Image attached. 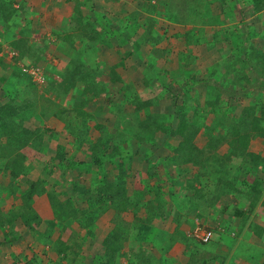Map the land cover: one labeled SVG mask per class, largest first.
I'll use <instances>...</instances> for the list:
<instances>
[{"label": "trees", "instance_id": "obj_1", "mask_svg": "<svg viewBox=\"0 0 264 264\" xmlns=\"http://www.w3.org/2000/svg\"><path fill=\"white\" fill-rule=\"evenodd\" d=\"M246 2H252L255 6L254 9L258 13L264 10V0H216L212 3L210 0H160V3L163 4L162 8L168 14L166 16L173 15V19L177 22H187L190 18L196 21L198 19V22H201L204 15L211 8L218 7L221 17L225 18L227 12L234 10V8L243 7ZM230 4L233 6H230ZM73 6L71 17L74 25H72V28L73 26L85 30L86 28H91L92 32L82 31L84 36H79V38L82 37V43L78 47L76 45L77 38L74 34L63 36V39L70 45H75L74 47L77 52L68 59L63 72L59 75L60 80L54 83L55 78L47 77V83L52 82L55 91L54 97H47L43 94L44 96L41 95L40 99H38L37 87L40 84L28 72H25L22 68H17L11 72L13 74L12 79L19 88L28 93V98L30 99L27 98L26 102L18 103L9 100L0 104V177L1 175H5L7 171H9L8 173L11 176V182L7 186L0 188V197L4 196L0 200L1 204L5 203L6 199L12 198V194L16 192L18 185L16 187V182L13 181L20 175L26 176L29 174L32 166L24 163L27 159L21 152V149L30 141L33 142V135L35 136L34 144L38 146L42 145L44 141L43 131L46 128L44 127L45 121L52 117L54 121L63 124V130L66 132L64 137L60 138L53 130L49 131L50 137L56 140L57 143L53 146L50 158L42 168V171L46 174H39L36 178L27 176L24 182L25 188L20 196L21 202L14 206L15 210H11L9 216H4L2 213L4 217L0 216V228L4 227V225L11 226L19 214L26 221L38 218V214L33 212V205L29 204V201L34 197H36L35 202L37 201L39 207L43 206L44 202L48 200L54 217L57 216L59 220L62 218V215L58 211V206L62 204L59 198L64 195L67 201L70 198L69 190L73 192L81 190L82 193L79 194V199L85 202V207L77 208L76 213L70 214L69 217L61 221L65 226L71 228L72 231L85 229L86 233L91 236L93 228L96 227L95 221L106 211L114 210L113 215L115 219L109 225L100 243L102 254L98 264H119L124 258L129 260V264H174L163 254L164 247L156 244V241L151 237L156 231L153 219L157 218L160 224L161 222L165 224L168 218V213L162 212L163 210H167V197L172 189H169L167 192L162 189L161 184L163 181L160 183L162 175L160 169H163L162 166L156 162V164L153 163L152 165L155 169L153 167L147 173L146 178L143 180L142 188H135L134 190H131L126 180L119 179L120 177L109 179V177L105 175L100 176L99 174L103 166V155L96 147H99L100 142L92 145L91 141L88 140V136H86V126L88 118L92 116L90 107L96 106V110H99L101 115H104V108L99 101L97 104L91 101L93 95L90 98L89 93L96 89L94 95L99 97V99L101 95L105 98L107 89L103 86H92V80L100 70L98 69L99 60L96 56L91 55V53L93 46L103 45L106 36H109L110 28L104 26L102 30L104 32L96 31L93 22L90 21L91 15L88 13L83 14V8L80 5ZM24 8L25 4L23 0H0V21L8 22V19L17 11H25ZM173 9H175L174 12ZM13 23L6 24L7 29H13V27L18 26L20 29L17 30L19 36L10 41V45L18 50V56L13 57V59H22L25 56L32 57V61L25 63L23 67H43V63L42 66L37 62V51L32 50L34 45L29 43L28 39L24 40L23 38L25 34L30 32L31 24H16L15 20H13ZM247 25H243L244 32H246L245 28ZM149 29L151 28L149 27ZM194 32L195 30L192 29L191 34L186 37L188 45L193 40L200 43L203 42L207 46L210 45L211 40L206 41L201 39L199 41L200 35L198 32L197 34ZM145 33L151 34L146 41H156L152 30H147ZM231 33L230 36L233 39L236 36V31L231 30ZM234 41H231V43H234ZM232 45L233 48L231 50L240 61L235 68L238 71L234 74L238 79L236 85L244 86L245 88V83L251 81L248 77H252V75L249 74V76L244 71L248 63L243 59L241 60L242 48L235 46V44ZM31 51L32 53H30ZM179 53L185 59H188L187 62L189 58L191 61H196L197 56L192 55L189 51L184 52L181 50ZM35 57L37 58L34 59ZM42 57L38 59L40 60ZM253 57L258 70L261 72L264 69V50L260 49L259 52H255ZM2 61L3 58L1 57L0 62L3 65ZM210 61L211 63L205 69V78L203 76L199 77L200 73L196 71L194 73L178 75L175 78L170 77L168 80H165L168 82L165 89L168 92L169 111H157V114H153L154 116H160V120L162 119V121L160 123L151 122L154 125L149 128L147 133L149 137H155L162 131L163 136L166 137L168 147L174 152L171 158L179 155L183 161L189 160L199 163L197 164L198 178L206 176L210 179L211 183L218 182L215 184L214 189L219 188L221 185L225 186L227 195L233 193L232 203L234 206L237 203L248 201L249 212H252L257 201L261 200L264 204V156L249 150L248 147L251 136H264V104H257V107L251 103V105L243 108L240 116L229 115L226 110L218 107L220 103H218V98L214 92L215 87L213 88L212 86L216 85L219 79H227L229 76L225 64L223 72H220V66H214L215 60L213 57L210 58ZM9 65L11 64L8 63L7 66ZM46 65L47 68L45 67V69L47 71L57 73L58 66L50 63ZM110 71L112 73L111 80L121 81V77L115 72L114 66L110 67ZM208 74L209 76L206 77ZM168 75L166 72L161 73L160 82L164 83V79ZM206 78H209V80ZM205 83H207L205 92L199 94L201 84ZM76 90H81L82 94H70L71 91ZM64 95H70L67 103L66 101H59V97ZM60 99L63 100L62 98ZM135 100L138 99L133 97L132 102ZM104 103H107L105 99ZM151 106L152 102L150 100L139 101L137 103L138 112L142 113V115L149 114V108L153 110ZM207 115L210 118V120L208 119L210 124L207 129L205 127V135L209 136L210 130L215 127L224 131V135L228 138H224L222 134L216 137L210 135L207 144H205V149L208 152L199 160L200 154L198 152L201 148L196 144L195 139L200 132L199 123H204L203 121ZM31 118H35V121H39V118H42L44 126L37 125L34 129L28 130L27 126L22 125L21 122ZM164 119L172 122L163 124ZM144 137V139H148L147 136ZM222 141L226 142L227 147L225 151L220 152V150H217L218 148L215 146V143H221ZM68 146L73 148V151L81 150L84 161L87 157H91L99 169L92 171L85 162H77L75 158L69 159V153L66 151L68 150ZM188 150L190 153H188ZM232 154L240 158L239 165H235V162L230 159ZM62 160H67V162L60 164ZM162 161H165V158ZM221 164L223 165L221 166ZM52 168L61 169L62 175H66L67 173L71 175L75 174L76 179L71 184L65 182L68 186H63L58 180L57 182L54 180L51 182V188L48 189L49 182H47V175H51ZM169 172V170H164V176L169 177ZM85 176H91V180L87 182V187H85ZM53 183L59 184L58 189L53 190V185H55ZM214 191L217 192V190ZM131 193L138 199L136 203L146 207L147 215L145 216L146 218L144 217L145 219L136 217L132 221H126L121 216L122 214L120 213L129 208L127 197ZM219 197L221 196L213 195L207 206H212L214 202H221L223 206L230 205L227 203V196H222L223 198ZM25 209L29 211L26 212ZM48 223L52 225L57 224L52 219ZM12 234L5 233L7 237L5 240L6 244H11L18 238L17 236L15 238L14 234ZM0 243L2 245V242ZM149 243L150 246L148 245ZM57 246L58 248L61 247V250L64 252L62 258H67L70 253L73 256L77 254V251H74L73 247L68 243L60 242ZM125 246H127L126 249Z\"/></svg>", "mask_w": 264, "mask_h": 264}, {"label": "rangeland", "instance_id": "obj_2", "mask_svg": "<svg viewBox=\"0 0 264 264\" xmlns=\"http://www.w3.org/2000/svg\"><path fill=\"white\" fill-rule=\"evenodd\" d=\"M69 2H71L70 5H80L82 8H84L85 6L89 7V3L85 2V0H70ZM91 5L92 4H90V6ZM30 6H33V4H30L29 7ZM230 6L233 5L230 4ZM254 7L255 6L252 2H246L243 7L234 8V13L229 15L227 20L225 18V20L220 23V28L217 29V32L220 33V38H214V40L211 41L209 46L203 44V42H198L196 44V47L194 48V52H196L195 55L200 58L199 63L197 64L199 66L197 68L200 73L199 77L203 76V78H205V69L210 63L211 57H213V59L215 60L214 66H220V72H223L222 70H224V64L225 66H227V72L229 77L227 79L222 78L223 80L219 79V82L212 87H215L214 92L216 94V97L218 98V103H220V106L218 107H221L226 110L229 115L232 114L234 116H240L243 108L251 105V103H253L255 106L260 103L264 104V69L261 70V72L258 70V66L253 57L255 52H259L260 49L264 50V10L258 13L254 9ZM29 12L31 11H17L8 19V22L0 21V58H3V65L0 62V90L3 93H8L5 94L6 96L4 98V102H7L9 100L15 103L23 101L26 102L27 98L29 97L28 93L26 91H23L22 88H16L12 92L11 90H6L5 87H3V83L7 81L6 79L8 78L6 75L9 69L7 64L10 63V67L12 69H17L21 68V66L25 63H30L32 61V57L25 56L28 54H25V58L22 59H13V57L9 54L10 51L12 54L13 50L15 51V53H18V50H16L10 45V41L19 36V34H17L19 26L13 27V29H7L6 24H14L13 20L16 21V24H31L30 32L28 34H25V37L23 38L24 40L28 39L29 43H32L34 45L32 50L37 51L38 58L43 56L40 60L37 57H35L34 59L37 58V62H39V64L41 65L43 63L46 68L47 63L53 64L54 61L56 62V64H54L55 66H59L60 68L64 67L65 65L62 64L61 61H59L60 58H65L63 54H69V51L75 50V45H69L68 43H66L67 41L64 42L63 36H66L67 34H74L75 37L79 40L82 38H79L80 35H83L82 31L92 32L91 28H86L85 30L75 26H73L72 28V26L70 25L67 31L63 32L61 30H49V28L46 29L44 26H42V30H38V27H34V23H32V20L28 19L27 14ZM90 15L92 16L93 14L90 13ZM48 17L49 16L47 15V18ZM45 21L48 22L46 18ZM246 24L248 25L245 28L246 32H244L243 25ZM40 25L42 24H39V26ZM231 30L236 31V36L233 39L230 36V34H232ZM108 34H110L109 37H112L114 32L109 31ZM185 40L186 37L183 40H180L179 42L188 46V42H186ZM233 40H235L234 43H231V41ZM172 42L177 43L176 40ZM232 44H235V46L242 48L241 60L243 59L248 63L244 71L247 72L248 75H252V77L249 75L250 77L248 78H250L251 81L249 83H245V88L244 86L236 85L238 79L234 74L238 72L235 68L240 61L231 50L233 48ZM66 45L69 48H67ZM184 48L187 49V47ZM30 53H32V51ZM60 72L57 71L56 74L51 73L50 77L52 76V78H55V80L53 79L54 83L60 80L58 77L60 75ZM107 74V72L103 73V75ZM208 76L209 74L206 77ZM97 77L101 80L98 75L94 77V80H97ZM206 79L209 80V78ZM5 84L8 86V83ZM206 84L207 83L201 84L199 94H203L202 92H205ZM209 85L211 84L209 83ZM37 89L38 94H36L38 99H40L39 97H41V95H45L47 97H54L55 95L52 82L45 83L43 86L37 87ZM117 91L120 92V90ZM72 93L81 95L82 91H71L70 94ZM95 93L96 89H94V91H91V93H89V96L91 98L93 95L91 101L96 102L97 104V102L99 101V97L95 96ZM69 96L70 95H64L62 97H59V101L65 102L66 100H68ZM60 98H62L63 100H61ZM138 102V100H135L132 102L133 104H130L124 110L120 109L117 112L118 114L112 117L111 119L105 117L104 115H101L100 111L96 110V106L90 107V113L94 117L100 116V120L98 123L95 122V126L89 125V120H91V118L89 117L86 126V136H88V140L91 141L92 145L96 142H100L99 147L101 148H99L98 146L96 147V149L103 155V166L101 168V171L99 172L100 176L105 175L109 177V179L120 177L119 179L126 180L131 190H134L135 188L137 189L138 187H142V185L139 184L140 181L137 177L133 176L135 178L134 181V178L131 177L132 175H129V172L135 169V167H133L131 164L134 161H142L141 164L143 165V177L141 178H143L144 180L147 176V173L154 167L152 166V163L160 162V165L163 168H159L162 174L160 177V183H162L163 181V183L161 184L162 189L163 187L167 188L168 186H171L173 191L175 187L176 190H178V193L176 192V196H174V194L168 195L166 205L171 206L172 202L174 203L178 201L182 207H185L187 205L186 203L188 202L184 200V198H186L184 197L186 194L185 192H187V190L184 188V185H178V183L175 184L174 182V184L170 183L167 185L165 181H168L166 179L168 177L164 176V173H162V171L164 170H175L176 173L177 171H179L181 177L180 182L185 183L187 179V183L191 188H193L192 185L196 183L200 185H202V183H205L206 186L211 185V190L210 188L208 189V193L210 195L208 198H212L213 195L221 196L219 198L230 196L231 194L227 195L226 187L223 185H221L219 188L214 189L215 184H217L218 182L211 183L210 179H208L206 176L199 177L198 180L195 181L196 183H193V181L195 180L194 178H191L189 180L188 172L190 171L197 173V164L199 163H194V161L191 162L189 160L183 161L179 155H175L176 157L171 158L174 152H172V149L168 147L166 137L163 136L162 131L161 134L158 133L155 137L147 136L148 139L143 138V133H146L149 128L154 125L151 122L160 123L162 119L160 120V116H154L153 114H157V112L153 111L151 108H149L150 113L147 115H142V113H139L137 109ZM253 109L255 108L253 107ZM208 119L210 120L207 115L203 121L204 123H199L200 132L198 134H200L201 136H199L198 138L196 137L195 139V142L199 143V145H202L200 147L201 150L198 152L200 154L199 160H201V157H204L208 152L207 149H205V144H207L208 137H210V135L216 137L219 136V134H222L224 138H228L224 135V131H221V129L219 130L215 127L214 129L212 128L210 130L209 136L205 135V127L207 129L210 124ZM26 121H22L21 123L22 125L27 126L28 130L34 129L35 127H37V125L44 126L43 124H41L44 121L42 118H39V121H32L30 119ZM46 122H48V120H46ZM55 122L58 123L57 121ZM168 122L172 121L164 119L163 124H166ZM50 130H53L55 133H57L60 138H63L66 134V132L63 130V124L59 127H56L55 125L54 127L46 126L45 130L43 131L44 141L41 146L34 144L35 136L33 135V142L30 141L27 145H25V147L21 149V152L26 156L27 159V161L24 163L26 165H31L32 168L30 169L28 175H20L13 181L16 182L15 186L17 187L18 185V187L16 188V192L12 194V198H10V201L9 199H6L5 203H0V216H3L2 213L4 214V216H9L10 211L14 209V206L21 202L20 196L25 188L24 182L26 181L27 176H31V178H36L39 174H46L44 171H42V168L50 158V155L52 153V147L55 146L57 143L56 140L50 137ZM215 146H217V150H220L221 152L223 151V149L225 150L227 144L225 141H222L221 143H215ZM248 149H251V151L255 153L264 155V136H251ZM188 153H190L189 150ZM160 155H162V157H160ZM109 156L110 158H108ZM70 157L75 158L77 162H85L87 166L91 168L92 171L99 169V167L93 162V159L91 157H87L84 161V157L81 153V150H74L73 154H70ZM163 158H165V161H162ZM158 159H160V161H158ZM168 164H171L172 166H166ZM176 165L179 167L180 170L176 168ZM222 165L223 164H221V166ZM8 172L9 171H7L5 175H1L0 188H2L3 186H7L11 182V176ZM47 177V182H49L47 186L48 189L51 188V182L54 180H56V182L58 180L63 186H66L67 184L65 182L71 184L76 179L75 174L71 175L70 173H67L66 175H62L61 169L58 168H52L51 175H47ZM84 180L85 187H87V182L91 180V176H85ZM22 181H24L23 184ZM58 187L59 184L56 183L55 185H53V190L58 189ZM200 188L203 189L204 186H201ZM206 190L207 189L205 187V191ZM214 190H217V192ZM69 192L70 198L67 201L65 200L66 197L64 195L59 198L60 201H62V204L58 206V211L62 215V218H60L59 220L57 219V216L54 217V214L50 209V204L48 203V200L44 202L43 206L41 205V207H39L37 201L35 202L36 197H34L29 201V204L33 205V212L38 214V218H33L31 221H26L25 218L21 214H19V216H17L18 218H16V220L12 223L11 226L4 225V227L0 228V242H2L3 247L4 245H7L5 242V240L7 239L5 233H8L9 235L10 233H13L14 235H12L14 237H18H15L16 240L13 241L10 245H7L6 249L4 248L5 250H0V264H98V261L101 260L100 257L102 254V249H100V243L102 242V238L108 230L109 225L115 219L113 215L114 210H108L106 215L103 214L100 218L95 221L96 227L93 228V234L91 236L90 234L88 235L86 233L85 229H81L79 231L74 232L71 230V228L65 226V224L61 221L66 217H69L70 214L76 213L77 208L85 207V202L79 199V194L82 193L81 190H78L77 192L69 190ZM2 197L4 196H1L0 200ZM127 200L129 203V208L126 211H122L120 213L122 214L121 216L124 218V220L132 221L136 219V217L145 219V216L147 215L146 207L136 203L138 202L136 196L131 193L129 197H127ZM229 200H232V196H230ZM180 205H178L176 208L180 209ZM213 205H217L218 207H220L221 202H214ZM25 211L28 212L29 210L25 209ZM166 211L163 210L162 213L169 212L168 209ZM187 213H190V211H188ZM199 217L202 218V216ZM199 217H194V219H198ZM50 219H52L53 222H57V224H47ZM184 220L188 224V226L191 227V220ZM167 222L168 221H166V223ZM75 223L74 225H76ZM157 223L159 225H157ZM153 224L156 226V230L167 225L164 224L160 226V222L157 218L153 219ZM154 233L151 237L154 236ZM175 236L176 235H171L170 240L174 241ZM60 242L70 244L73 247V250L77 251V254L73 256V254L70 253L67 258H62L64 252L61 250V247L58 248L57 246L60 244ZM148 245L150 246V243ZM15 249L20 251H15ZM192 255L194 256L195 261L199 259L196 254ZM125 259L123 261L121 260L119 264H129V260Z\"/></svg>", "mask_w": 264, "mask_h": 264}, {"label": "crops", "instance_id": "obj_3", "mask_svg": "<svg viewBox=\"0 0 264 264\" xmlns=\"http://www.w3.org/2000/svg\"><path fill=\"white\" fill-rule=\"evenodd\" d=\"M69 1L23 0L25 11H31L27 15L28 19H31L32 23H34L35 28L38 27V30H42L41 28L44 26L46 29L49 28V30L52 29L53 31L61 30L62 32L67 31L69 25L72 26L74 22L71 17L74 6L70 5L71 2ZM210 1L212 3L216 0ZM85 2L89 3V7L85 6L82 9V13L93 14L90 21L93 22L95 30L104 32L102 31L103 27L107 26L111 32H114L112 37L106 36L103 45L93 46L91 53V55L96 56L99 60L98 69L100 71L97 75L101 78V80L98 77L97 80H94V78L92 86H103L107 89V95L105 98L101 95L99 103L104 108V116L109 119L116 116L120 109L124 110L130 104H133V97L137 98L138 101L150 100L153 111L168 112V92L165 89L168 82L165 80H168L170 77L175 78L178 75L199 71L197 69L199 67L197 65L199 57H196V61H191L189 58L187 62L188 59H185L179 53V51L183 50L195 55L194 48L198 41L193 40L188 46L179 41L191 34L192 29L195 30V34L198 32L200 35L199 41L201 39L206 41H212L214 38L219 39L220 33L217 32V29L220 28V23L225 18L227 20L229 15L234 13V10L227 12L226 17L222 18L219 7L211 8L204 15L201 22H198V19L196 21L191 18L187 22H177L173 19V15L166 16L168 14L162 8L163 4L160 3V0H86ZM30 4H33V6L29 7ZM90 4L92 5L90 6ZM174 11L175 9H173ZM47 15L49 16L48 18ZM45 18L48 22L45 21ZM39 24L42 25L39 26ZM147 30H152L153 37L156 39L155 42L146 41L151 35L145 33ZM174 40L177 43H173L172 41ZM76 41L78 47L82 43V38ZM64 42L66 41L64 40ZM66 47L69 48L67 45ZM184 47H187V49ZM76 52V50H71L68 52L69 54H63L66 59L63 57V60L60 58L59 61L66 65L68 59L74 56ZM54 64H56L55 61ZM111 66H114L115 72L121 77V81L111 80ZM64 67L60 68L58 66L57 70L62 73ZM8 68L6 74L8 78L3 83V87L13 92V90L19 87L12 79L13 74L11 72L13 69L10 65ZM106 72L109 75H103ZM163 72H166L167 75L169 74L164 79V83L160 82V74ZM5 83H8V86ZM117 90H120V92ZM5 94L8 93H3L0 90V104L4 103ZM104 99L107 103H104ZM90 118L89 125H94L95 122L98 123L100 120V116L94 117L92 115ZM34 119L31 118L30 120L35 121ZM54 125L56 127L62 126L60 122L56 123L52 117L48 119V122L45 121V127H54ZM144 136H148V133L146 132L143 138H145ZM199 136L201 135L198 134L197 138ZM196 144L199 147L202 146L197 142ZM67 148L71 149L69 146ZM223 151L225 150L223 149ZM230 159L235 162V165L240 164L241 160H239L238 156L232 154ZM141 163L142 161H134L131 165L135 169L129 172V175L137 177L140 181L139 184L142 185L143 165ZM166 166L172 165L168 164ZM176 168L180 170L177 165ZM170 174H172V178H170ZM188 177L189 180L191 178L195 179L193 183H196L195 181L198 180L197 173L195 172L189 171ZM166 179L168 180L165 181L167 185L173 182L175 184L178 183V185H184V188L187 190L184 200L188 202L185 207H182L178 201L172 202L171 206L167 205L169 216L172 217V220H166L168 222H165V225H167L159 227L160 229H157L153 236L156 244L164 247L163 254H165L170 262L174 264H264V245L261 243V232L264 229V204L261 200L257 201L253 211L249 212L248 201L237 203L234 206L232 200H229L230 196L233 197V193H229L231 195L226 197L227 203L230 204L229 206L220 205L218 207L212 204V208H207L203 206H205L206 202L209 203L211 201L208 198L210 196L208 189L211 185L206 186L205 183H202V185L196 183L191 188L187 183V179L185 181L186 184L180 182V172L177 171L176 173L175 170L170 171L169 177ZM133 180L135 181V178ZM201 186H204V188L201 189ZM171 188V186L167 188L163 187L166 192ZM174 191L178 193L176 187ZM190 200L194 203L189 209ZM178 205H180V209L176 208ZM188 211L190 213H187ZM199 214L202 216L201 219L214 230V237L208 243H201L184 235L185 230L189 228L184 217H195ZM179 222H182L180 225L181 229L185 228L184 232L181 231L182 234L177 235L175 226ZM220 224L224 226L223 231L217 227ZM157 225L159 224L157 223ZM162 225H164L163 222H161L160 226ZM171 235H176L174 241L170 240ZM7 245H4V247L0 245V250L6 249ZM126 248L127 246H125ZM15 251L20 250L15 249ZM192 254H196L199 259L195 261Z\"/></svg>", "mask_w": 264, "mask_h": 264}, {"label": "clouds", "instance_id": "obj_4", "mask_svg": "<svg viewBox=\"0 0 264 264\" xmlns=\"http://www.w3.org/2000/svg\"><path fill=\"white\" fill-rule=\"evenodd\" d=\"M9 54L12 56V57H17L18 56V53L16 52L15 53V51L13 50L12 51V54H11V51L9 52ZM17 59H19V58H17ZM21 68H23V65L21 66ZM21 68H19V69H21ZM42 71H43V74L45 75V80H44V82L43 83H39L40 84V86H43L45 83H47V77H50V75H51V73L49 72V71H47L46 69H45V66H43V67H41L40 68ZM52 77V76H51ZM66 151H68V153H69V159H71L72 157H70V154L72 153L73 154V150H72V148L71 149H68V150H66ZM67 162V160H62L61 162H60V164H62V163H66ZM138 189V188H137ZM172 189V188H171ZM186 193V192H185ZM170 194H174V196H176V192L175 191H173V189H172V191L171 192H169V194L168 195H170ZM194 202L192 201V200H190V206H189V209L191 208V206H192V204H193ZM205 206H203V207H209V208H212V206H207V202L204 204ZM169 210V209H168ZM107 212V211H106ZM105 212V213H106ZM104 213V214H105ZM200 215V214H199ZM199 215L198 216H195V217H199ZM168 216H169V212H168ZM201 216V215H200ZM176 218H178V217H176ZM169 219L170 220H172V217H170L169 216ZM168 218H167V220H169ZM184 219H187L188 221H190L191 220V227L189 226V228L187 229V230H185V232H184V228H183V230L181 229V227H180V225H181V223L182 222H179V223H177L176 224V226H175V231H176V234H178V235H180L182 232H184L183 234L185 235V236H187L188 238H191V239H195V240H197V241H199V242H201V243H208L210 240H212L213 239V237H214V230H213V228L210 226V225H208L206 222H204V220L203 219H201L200 217L197 219V218H195L194 219V217H185ZM174 221V220H173ZM201 225L203 228H205L206 230H209L210 232H211V237H210V239L209 240H207V241H201V240H199V239H197V238H195L193 235H192V232H193V229L197 226V225ZM218 227V229H220L221 231H223L224 230V226L223 225H218L217 226ZM182 231V232H181ZM263 236H264V229H263V231H262V234H261V243H262V245H264L263 244Z\"/></svg>", "mask_w": 264, "mask_h": 264}, {"label": "built area", "instance_id": "obj_5", "mask_svg": "<svg viewBox=\"0 0 264 264\" xmlns=\"http://www.w3.org/2000/svg\"><path fill=\"white\" fill-rule=\"evenodd\" d=\"M25 72H28L35 81H37L38 83H43L45 80V75L43 74V71L40 69V67H23L22 68ZM192 235L201 240V241H207L210 239L211 237V232L209 230H206L205 228H203L201 225H197L192 232ZM263 244H264V236H263Z\"/></svg>", "mask_w": 264, "mask_h": 264}]
</instances>
